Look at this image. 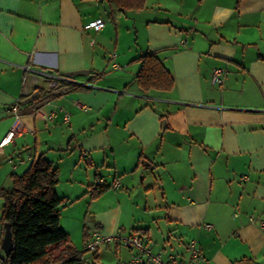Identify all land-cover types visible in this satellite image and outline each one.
<instances>
[{
  "label": "crops",
  "instance_id": "1",
  "mask_svg": "<svg viewBox=\"0 0 264 264\" xmlns=\"http://www.w3.org/2000/svg\"><path fill=\"white\" fill-rule=\"evenodd\" d=\"M236 3L146 0L113 14L106 0H0V140L8 107L39 91L20 109L33 133L3 149L0 189L43 155L79 251L96 228L137 233L164 260L193 239L209 264H264V0ZM97 17L101 30L83 28ZM145 53L171 73L170 90L139 86ZM79 69L89 73L59 91L38 73ZM100 178L119 187L92 197ZM109 246L86 261L134 253Z\"/></svg>",
  "mask_w": 264,
  "mask_h": 264
},
{
  "label": "trees",
  "instance_id": "2",
  "mask_svg": "<svg viewBox=\"0 0 264 264\" xmlns=\"http://www.w3.org/2000/svg\"><path fill=\"white\" fill-rule=\"evenodd\" d=\"M106 1L116 14L143 8L146 0ZM138 59L141 64L136 80L143 90L173 87V76L154 53H145ZM70 81L63 86L73 83ZM11 179L10 188L0 189L3 199L0 222L10 225L13 247L8 256H0V264H83L80 260L83 251L74 247L59 225L58 207L64 200L57 195L58 170L51 161L39 155L24 172L13 174ZM105 189L95 185L92 197Z\"/></svg>",
  "mask_w": 264,
  "mask_h": 264
},
{
  "label": "built area",
  "instance_id": "3",
  "mask_svg": "<svg viewBox=\"0 0 264 264\" xmlns=\"http://www.w3.org/2000/svg\"><path fill=\"white\" fill-rule=\"evenodd\" d=\"M104 26V20L101 17L94 18L89 20L84 24V29H92L94 31H99ZM25 72L33 71L29 65L23 67ZM48 77V90L49 91H59L64 88L63 83L70 81V78L66 75H58L50 72H38ZM224 69L215 67L211 73V82L213 84H222L223 82ZM23 80H26V76L23 77ZM26 90L24 91V93ZM22 105L19 102H15L13 105L9 106L7 112L14 117V122L11 125L10 129L0 140V157L3 154V149L8 145L12 139L23 132L30 131L28 128L21 122V113L20 109ZM86 109L85 106H83ZM45 119H50L52 113L42 115ZM67 119V116L66 118ZM101 187L117 188L119 187V181L114 180L109 184L105 179L100 178L98 184ZM206 227H211L209 224L205 225ZM109 246L115 245L116 247L125 246L130 250H133L134 253L132 258L128 262H123L121 264H209V260L202 254L200 247L198 246L195 240H189L186 243V254L176 256L172 255L166 260L158 253H153L151 249L144 243V239L141 235L137 233H131L124 235L120 232L115 234H104L99 229H93L89 236L84 241L83 245V254L80 256V260L83 261V264H94L86 261L85 254L91 253L94 254L100 246ZM0 262H2L0 260Z\"/></svg>",
  "mask_w": 264,
  "mask_h": 264
},
{
  "label": "water",
  "instance_id": "4",
  "mask_svg": "<svg viewBox=\"0 0 264 264\" xmlns=\"http://www.w3.org/2000/svg\"><path fill=\"white\" fill-rule=\"evenodd\" d=\"M89 73V70L86 69H79L66 72V76H75V75H86ZM39 95V91H34L28 97H26L22 102L21 105L29 104L37 100ZM4 234L1 240L0 248L4 252L5 256H8L12 251L13 243H12V236L10 231V225L8 223L3 224Z\"/></svg>",
  "mask_w": 264,
  "mask_h": 264
},
{
  "label": "rangeland",
  "instance_id": "5",
  "mask_svg": "<svg viewBox=\"0 0 264 264\" xmlns=\"http://www.w3.org/2000/svg\"><path fill=\"white\" fill-rule=\"evenodd\" d=\"M3 203V199H2V197H0V207H1V204ZM0 231L1 232H3L2 233V236H1V238H0V243H1V240H2V237H3V234H4V230H3V228H2V225H0ZM109 247H111L110 248V250L112 251V252H114L115 251V246L114 245H110ZM116 248H118L117 250L118 251H120V249H126V250H130V249H128L127 247H125V246H120V247H116ZM83 249V247L80 249V250H82ZM117 251V252H118ZM116 253V252H115ZM132 255L133 254H130L129 255V257L128 258H126V259H120V258H118V256H117V254L115 255V257H113V255H112V259H111V257H110V255L107 253V254H104V258H106V264H121V263H123V262H128L131 258H132ZM0 256L3 258L5 255H4V252L0 249ZM110 257V258H109ZM108 262V263H107Z\"/></svg>",
  "mask_w": 264,
  "mask_h": 264
}]
</instances>
